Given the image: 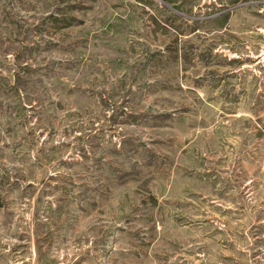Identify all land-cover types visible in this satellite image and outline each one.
Here are the masks:
<instances>
[{
	"label": "rangeland",
	"instance_id": "1",
	"mask_svg": "<svg viewBox=\"0 0 264 264\" xmlns=\"http://www.w3.org/2000/svg\"><path fill=\"white\" fill-rule=\"evenodd\" d=\"M0 264H264V0H0Z\"/></svg>",
	"mask_w": 264,
	"mask_h": 264
}]
</instances>
